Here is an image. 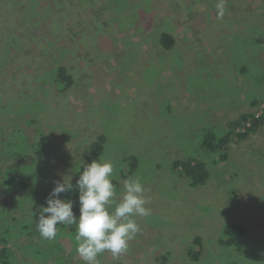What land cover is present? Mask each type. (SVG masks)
Listing matches in <instances>:
<instances>
[{"label":"rangeland","instance_id":"obj_1","mask_svg":"<svg viewBox=\"0 0 264 264\" xmlns=\"http://www.w3.org/2000/svg\"><path fill=\"white\" fill-rule=\"evenodd\" d=\"M216 2L0 0L4 260L84 264L75 225L59 226L50 241L35 224L55 182H76L104 134L93 160L113 163L118 199L125 179L140 178L151 215L136 218L141 231L126 254L114 261L105 252L100 264H186L195 237L199 264H264V120L245 139L232 137L226 159L201 147L207 131L218 139L264 103V0H227L219 20ZM162 31L175 37L171 49L156 44ZM59 64L72 83L57 80ZM190 157L205 162L202 185L172 167ZM61 198L78 217V196ZM227 223L245 228L240 249L221 243Z\"/></svg>","mask_w":264,"mask_h":264},{"label":"clouds","instance_id":"obj_2","mask_svg":"<svg viewBox=\"0 0 264 264\" xmlns=\"http://www.w3.org/2000/svg\"><path fill=\"white\" fill-rule=\"evenodd\" d=\"M226 3L227 0H217L215 4L218 20L226 14ZM113 174V163L98 157L83 165L75 186L70 180L55 182L46 198L47 206L39 207L36 227L40 236L51 241L58 234V224L75 225L76 252L84 264H100L98 257L105 252L114 261L119 260L127 253L129 242L141 231L136 218L150 216L151 209L146 207L150 200L140 178L125 179L118 199ZM72 191L78 193V217L72 210L73 201L61 198V194Z\"/></svg>","mask_w":264,"mask_h":264},{"label":"trees","instance_id":"obj_3","mask_svg":"<svg viewBox=\"0 0 264 264\" xmlns=\"http://www.w3.org/2000/svg\"><path fill=\"white\" fill-rule=\"evenodd\" d=\"M156 44L161 49L162 47L165 49H171L174 45L175 37L172 36L169 32L162 31L158 34ZM57 71V80L66 82L68 85L72 83L71 75L69 74L67 67L65 64H59L56 68ZM260 100L254 99L252 104L259 105ZM264 120V110L261 115H257L252 111L242 112L236 119L230 121L227 126L225 132L218 139H214L213 135L210 131H207L204 135V139L202 140L201 147L205 150H209L210 152H214L216 150H220L219 154L220 159H226L227 157V145L233 136L238 139H245L247 135L252 131L255 132L259 126L263 124ZM44 140L43 134L40 133L39 141L42 142ZM106 137L104 134H99L97 139L90 145L88 157L81 162L79 166V175L83 170V165L90 163L94 157L99 156L104 149ZM214 141V143H213ZM128 162L130 171L137 166V158L134 155L126 157L124 159ZM172 167L175 171L180 172L192 186H199L206 182L209 177V172L205 166V162L201 161L197 158H186L183 160L176 159L172 163ZM127 177V176H126ZM124 177V178H126ZM8 182H11L12 179H8ZM76 182L73 183L75 186ZM73 195L75 197L78 196L76 191H73ZM61 225H57V228ZM63 226V225H62ZM61 226V227H62ZM36 227V224H35ZM224 232L227 235L225 240H221V243L227 246L235 247L236 249H240L242 246V236L244 235L245 228L242 224L239 223H227L224 226ZM194 244L198 246V249L195 251H188L186 258V264H199V258L202 253L201 239L200 237L194 238ZM7 247L5 245H0V259L1 262L4 260L3 257L7 256ZM8 258V256H7ZM2 264H10L8 261L4 260Z\"/></svg>","mask_w":264,"mask_h":264},{"label":"built area","instance_id":"obj_4","mask_svg":"<svg viewBox=\"0 0 264 264\" xmlns=\"http://www.w3.org/2000/svg\"><path fill=\"white\" fill-rule=\"evenodd\" d=\"M263 109H264V103H262V104L260 105V110H259V112L256 113V114L259 115V114L262 112Z\"/></svg>","mask_w":264,"mask_h":264}]
</instances>
